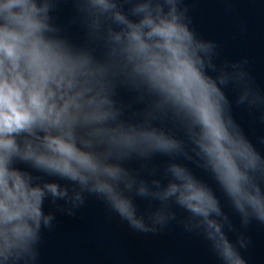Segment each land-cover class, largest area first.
<instances>
[{
    "label": "clouds",
    "instance_id": "obj_1",
    "mask_svg": "<svg viewBox=\"0 0 264 264\" xmlns=\"http://www.w3.org/2000/svg\"><path fill=\"white\" fill-rule=\"evenodd\" d=\"M59 2L0 0V264H37L55 220L46 198L73 215L87 195L140 233L175 220L178 205L185 230L222 264H248V238H230L216 189L178 160L211 174L244 227L264 225V154L225 91L264 107L247 60L218 65L216 42L196 33L183 0H72L83 41L52 15ZM157 154L171 158L163 179L150 167ZM133 159L151 180L127 166ZM137 197L159 203L141 209Z\"/></svg>",
    "mask_w": 264,
    "mask_h": 264
},
{
    "label": "water",
    "instance_id": "obj_2",
    "mask_svg": "<svg viewBox=\"0 0 264 264\" xmlns=\"http://www.w3.org/2000/svg\"><path fill=\"white\" fill-rule=\"evenodd\" d=\"M196 33L216 42L215 61L247 60L246 70L254 85L264 92V0H183ZM52 15L67 28L68 35L83 41L85 31L79 25L69 23L75 15L72 0H60ZM225 91L232 103V114L248 138L264 154V107L249 108L236 103L238 92L229 85ZM119 96L130 98L131 93L120 90ZM170 157L157 154L151 166H156L155 176L163 179V169ZM194 173L211 184L220 198L224 211L230 216L236 231H229L235 242L240 232L248 238L241 254L248 264H264V225L253 220L247 227L231 207L230 201L219 189L210 173L194 162L178 158ZM127 166L139 170L151 180L148 169H141V161L133 159ZM20 167L27 165L20 164ZM66 181H61L65 183ZM166 183V179L164 180ZM141 209L149 203L155 207L158 201L137 197ZM63 204V201H59ZM177 214L156 233H140L131 229L126 221L112 212L99 198L86 196L85 203L73 215L60 212L50 198L44 202L45 211L55 212L53 227L42 228L37 264H222L211 252L202 234L188 232L180 222L187 213L178 205H172Z\"/></svg>",
    "mask_w": 264,
    "mask_h": 264
}]
</instances>
